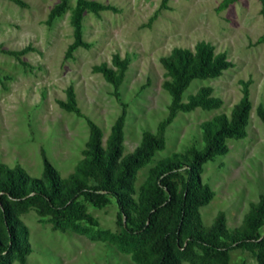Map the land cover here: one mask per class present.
<instances>
[{"label":"rangeland","instance_id":"1","mask_svg":"<svg viewBox=\"0 0 264 264\" xmlns=\"http://www.w3.org/2000/svg\"><path fill=\"white\" fill-rule=\"evenodd\" d=\"M60 0H0V163L19 166L30 176L41 172L40 151L62 179L75 171L84 157L88 126L101 131V144L114 120L124 110L122 154L132 151L144 131L155 133L166 119L170 95L162 86L168 79L161 59L173 47L192 49L207 41L214 52H224L231 63L216 76L194 78L181 94L185 102L198 88L208 86L218 107L178 110L163 126L164 145L135 173L136 199L149 170L165 157L182 158L189 148L203 146L201 124L218 114L227 118L247 82L250 108L242 137H227V151L201 165L200 180L212 197L199 207L203 226L221 213L227 230L237 228L249 205L264 193V123L255 112L264 107V21L259 0H95L115 8L84 10L81 34L87 47L77 46L71 56L70 12L75 0H66L60 14L47 19ZM13 52H19L17 55ZM117 54L127 65L117 95L93 65ZM72 87L81 115L58 105ZM89 183H92L90 180ZM96 224L53 229L48 215L33 207L18 216L27 230L30 252L24 264H145L150 257L146 240L123 248L98 231L120 234L113 198L102 207L81 199ZM264 230V226L261 231ZM229 264H256L246 249L229 250ZM11 264H19L13 260ZM181 264H202L182 261Z\"/></svg>","mask_w":264,"mask_h":264},{"label":"trees","instance_id":"2","mask_svg":"<svg viewBox=\"0 0 264 264\" xmlns=\"http://www.w3.org/2000/svg\"><path fill=\"white\" fill-rule=\"evenodd\" d=\"M167 0H160L163 6ZM232 0H226L230 2ZM264 21V0H259ZM66 0H60L48 12L51 20L60 14ZM100 9L115 10L113 6L102 5L95 0H75L70 12L73 39L67 46L65 56L70 57L77 46L87 47L81 34V18L84 10L96 12ZM19 52H13L17 55ZM168 79L162 86L170 95L166 119L158 124L155 133L144 131L139 144L130 152L122 154V127L124 110L114 120L105 140L101 144L100 128L85 118L88 135L84 157L76 164L75 171L62 179L40 151L41 172L30 176L19 166L8 167L0 163V264H11L13 260L24 264L31 248L27 241V230L19 214L33 207L37 214L48 215L53 229L71 228L76 232L88 230L77 221L95 225V219L86 211L87 201L94 207H102L113 198L117 206V220L120 234L98 231L123 248L132 246L139 239L146 240L150 249L145 264H181L200 262L202 264H229V250H249L256 264H264V193L249 205L240 225L227 230L224 217L218 213L212 223L202 225L198 209L209 201L212 191L200 180L201 165L214 155L224 154L227 137L239 138L245 133L250 101L247 82L242 83V96L227 118L218 114L201 124L203 146L189 148L187 155L160 159L149 170L146 182L135 199L134 178L136 170L146 163L155 150L164 145L163 126L178 110L188 111L195 107L211 109L218 107L220 100L209 95L210 88H198L188 95L185 102L181 94L194 78L216 76L231 63L224 52H214L213 46L203 40L194 43L192 49L173 47L161 59ZM111 65L101 62L92 66L99 72L117 95L127 65V59L117 54L111 57ZM58 105L66 111L81 115L75 103L72 87L65 89V100ZM255 112L264 123V107L257 105ZM92 183H89L88 181Z\"/></svg>","mask_w":264,"mask_h":264}]
</instances>
